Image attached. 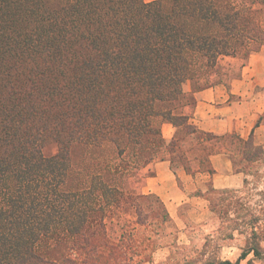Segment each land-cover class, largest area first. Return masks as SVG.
<instances>
[{"label":"trees","instance_id":"16d2710c","mask_svg":"<svg viewBox=\"0 0 264 264\" xmlns=\"http://www.w3.org/2000/svg\"><path fill=\"white\" fill-rule=\"evenodd\" d=\"M9 40L76 50L64 59L75 70L72 94L53 119L32 121V107L26 118L21 105L0 103V264H127L140 255L134 223L148 222L153 211L139 200L153 195L138 187L161 150V119L185 126L201 163L204 141L221 143L232 161L234 141L244 159L263 153L251 134L229 135L233 141L196 129L179 101L185 80L202 89L219 76L222 57L246 60L264 46V0H0V42ZM174 140L164 143L169 153ZM48 145L55 151L45 153ZM79 147L100 153L73 187L67 179ZM196 158L186 155L182 166L190 170ZM127 205L135 221L108 233L106 218ZM263 236L253 227L234 261L203 264H264Z\"/></svg>","mask_w":264,"mask_h":264},{"label":"rangeland","instance_id":"374dc122","mask_svg":"<svg viewBox=\"0 0 264 264\" xmlns=\"http://www.w3.org/2000/svg\"><path fill=\"white\" fill-rule=\"evenodd\" d=\"M75 50L74 46L66 51L46 52L39 47L32 50L26 42H0V103L21 105L26 118L30 116L29 110L32 107V121L53 119L59 112L62 97L66 99L72 94L70 86L75 70L64 59L71 57ZM243 61L245 63L241 56L222 57L217 70L219 76L214 73L212 80L203 87L228 85L232 78L239 76ZM181 87L183 96L179 101L180 112L187 114L194 104L191 97L196 86L185 80ZM187 87L190 90H186ZM58 89L63 90L62 94L57 93ZM114 91H117L116 86ZM163 123L169 122L159 120L161 137ZM224 138L234 141L229 135ZM174 139L173 152L169 153L162 138L163 144L157 159L162 156L170 157L172 166L186 165L184 125L177 127ZM205 148L206 151L201 156L204 159L208 152L214 150L212 146ZM232 148L234 169L241 172L239 186L223 192L208 185L204 193L207 201L201 204L186 201L182 206L186 210L182 212L181 220L171 217L164 202H159V199L157 201L158 196L153 193V196L139 200L145 211L151 209L153 214L146 216L147 218L145 215L142 217L148 221L145 225L134 223L137 229L135 237L142 241L140 247L143 250L127 264H203L218 259L234 261L245 245L247 233L253 227H257V230L264 229V149L258 160H247L242 157V144L234 141ZM53 151L54 145H48L44 149L45 153ZM99 153L81 147L73 149V169L67 179L70 186L82 184L85 175L92 168V158ZM104 153L109 154L108 149ZM85 156L88 157L84 158ZM152 164L153 162L146 169L143 183L138 187L144 193H149L144 191L143 185L146 177L152 173ZM203 165L207 166L205 163ZM135 218L133 207L127 205L108 216L105 226L109 233L122 223L129 220L134 222ZM262 244L264 245V236ZM62 248V245H58L53 247V251L60 253ZM244 263L245 260L241 261V264Z\"/></svg>","mask_w":264,"mask_h":264},{"label":"crops","instance_id":"0c3cea01","mask_svg":"<svg viewBox=\"0 0 264 264\" xmlns=\"http://www.w3.org/2000/svg\"><path fill=\"white\" fill-rule=\"evenodd\" d=\"M192 94L194 104L187 115L188 122L196 129L218 136L237 134L243 139L251 134L253 143L264 149V122L256 125L264 111V46L248 55L239 76L228 85L215 84ZM176 129L171 123L162 124L166 145L174 140ZM203 144L212 145L209 141ZM184 146L189 158L198 157L191 161L190 170L172 166L167 157L157 159L143 185L145 192L157 195L170 216L179 220L186 210L182 208L186 201L193 204L207 201L204 193L208 185L214 189H233L242 180L241 172L234 169L230 152L221 143H216L202 163L199 145L192 135L186 134Z\"/></svg>","mask_w":264,"mask_h":264}]
</instances>
